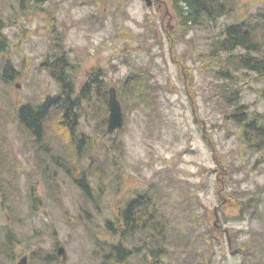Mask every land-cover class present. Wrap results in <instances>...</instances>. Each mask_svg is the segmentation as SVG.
I'll list each match as a JSON object with an SVG mask.
<instances>
[{"label":"rangeland","instance_id":"rangeland-1","mask_svg":"<svg viewBox=\"0 0 264 264\" xmlns=\"http://www.w3.org/2000/svg\"><path fill=\"white\" fill-rule=\"evenodd\" d=\"M158 1L155 11L159 3L146 8L142 0H34L25 10L19 0H0V230L12 233L14 252L0 255L5 264L22 256L43 264L46 255L54 264H264V141L250 151L227 116L238 103L264 128V77L221 69L211 58H221L213 46L220 31L264 14V0H227L229 15L197 28L179 25L169 0ZM54 50L66 53L77 88L92 71L101 69L112 85L137 67L155 89L154 108L125 112L111 135L100 130V108L81 112L79 128L92 146L79 164L96 163L88 169L91 200L65 170L75 165L57 114L46 122L43 148L16 118L18 106L57 93L42 66ZM226 70L229 79L217 74ZM226 82L238 91L236 103L221 95ZM148 190L163 232L129 233L124 243L137 254L116 255L121 263L104 258L117 244L107 221Z\"/></svg>","mask_w":264,"mask_h":264},{"label":"trees","instance_id":"trees-1","mask_svg":"<svg viewBox=\"0 0 264 264\" xmlns=\"http://www.w3.org/2000/svg\"><path fill=\"white\" fill-rule=\"evenodd\" d=\"M30 1V2H29ZM34 0H19V6L25 10L30 7V3ZM171 9L176 13L179 19V25H184L188 28H197L213 25L216 21L230 14L231 5L227 0H169ZM264 26V14L258 13L255 17L248 20L230 24L220 31L219 38L214 39L213 46L215 51L220 53V59L216 53L211 55L212 60L222 67L226 64L234 66L235 70H243L248 73L254 72L264 77V55L261 53V35L258 31ZM4 27V21L0 16V34ZM259 35V37H258ZM263 36V35H262ZM6 46L5 39L0 35V52ZM236 50H241L237 55ZM48 53L42 66L47 70L50 77L58 85V91L54 95L46 96L40 104L23 103L16 110V118L22 128L33 135L37 140L38 137L44 139L46 133V122L52 113H56L59 119V125L66 129L69 142L72 147L70 163L75 166L71 169L66 167V172L70 175L75 185L80 189L81 194L86 199H92L90 176L88 169L96 166L93 159L88 158L89 162L86 166H81L82 159L86 154L91 152L92 141L90 136L83 132L80 126V119L84 109L91 108V114L100 108L102 112V133H106L108 118V91L111 87L115 88L117 100L122 109V119L124 122L125 112H129L133 108L144 107L145 109H153L155 102V89L150 83V78L145 69L132 67L126 75L116 83L110 85L106 74L101 72V69L92 71L87 79L77 88L74 78L71 74V65L64 51ZM52 54V55H51ZM255 54H259L256 56ZM5 66V70L9 69L12 73V68L9 64ZM214 70V69H213ZM217 74L223 78L229 79L231 71L226 70L224 73ZM228 76H226V75ZM222 79V78H221ZM232 82V80H231ZM221 95L226 99L227 103L236 101L233 98L237 97L238 91L230 88V83H224ZM230 88L231 93L224 95L223 92ZM77 88V89H76ZM264 96V93L263 95ZM230 112L227 114L241 129V138L246 143L250 151H258L260 142L264 141V128L257 124L256 119L248 115L245 107L238 103L233 104ZM46 139V138H45ZM44 143V141H42ZM47 146V144H44ZM115 147V146H113ZM47 149V148H46ZM70 171H74L72 174ZM140 197H136L132 202H128L124 212L126 224H130L132 229L155 230L156 233L163 232L164 221L161 212L155 213L157 210L154 204V194L152 190L140 193ZM245 205L241 203V206ZM253 208L251 202L247 203V207ZM241 208V207H239ZM243 208V207H242ZM137 209L141 212V218L132 221L133 214H136ZM107 229L112 230V234H118L121 229L119 222L116 219L114 222L106 223ZM160 236V235H159ZM120 237H125L120 233ZM0 242V255L10 257L13 254V242ZM157 249V247H156ZM160 248L158 249V253ZM122 254V253H120ZM34 255V254H33ZM123 255V254H122ZM123 256H126L123 255ZM122 256L120 255V258ZM54 255L43 256L41 262L43 264H54ZM116 259V263L120 260ZM0 264H5L0 261Z\"/></svg>","mask_w":264,"mask_h":264},{"label":"flooded vegetation","instance_id":"flooded-vegetation-1","mask_svg":"<svg viewBox=\"0 0 264 264\" xmlns=\"http://www.w3.org/2000/svg\"><path fill=\"white\" fill-rule=\"evenodd\" d=\"M5 72H6V70H5ZM17 122H18V120H17ZM28 134L31 136V134L29 132H28ZM31 137H32L31 139L37 143L39 148L45 147L44 143L42 142L43 139L38 137L39 140H37L33 135ZM40 145H42V146H40ZM137 196L140 197L141 195L137 194L135 197L129 199L127 202H124V204L122 206L118 207V214H117V218L116 219L119 222V227H120L121 231L118 234L113 235L112 234V232H113L112 230H106V232H108L110 235L112 234L113 236H115V238L117 239V244H115V245L113 244V245H111L109 247L110 252L108 254L104 255V258L112 259V260L115 261V259H117L116 255H119L120 253H122L123 255H125V254L126 255L137 254V250H133L131 248L126 247V245L124 243V240H125V237L127 236V234L138 231L136 229H132L130 227V224H126L124 222L126 220L125 215H124V212H125V209H126V205L128 204V202H132L134 199H136ZM135 212H136V214H133L132 221H136V220H139V218H141L140 216L142 214H141L140 210L137 209V211H135ZM120 233H123L125 237L121 238L120 237ZM11 234L12 233L7 228L4 229V230H0V235L2 237V240L5 241V242L9 241L8 240L9 236H10V238L13 239ZM150 242H151V240H150ZM150 242H149V245H150ZM151 245H152V242H151ZM150 251H151V249H150ZM151 253L153 254L152 251L150 252V254ZM154 255H156V254L154 253ZM120 263H121V260H120ZM17 264H18V262H17Z\"/></svg>","mask_w":264,"mask_h":264},{"label":"water","instance_id":"water-1","mask_svg":"<svg viewBox=\"0 0 264 264\" xmlns=\"http://www.w3.org/2000/svg\"><path fill=\"white\" fill-rule=\"evenodd\" d=\"M146 7H152L154 1L157 0H142ZM159 9V6L156 7V10ZM166 14L168 12L166 11ZM171 20V16H169L168 23ZM167 23V24H168ZM168 28L170 29V26L168 25ZM108 122H107V128L106 132L107 134H112L115 130L122 127V111L119 101L116 97V91L113 87H111L108 91ZM57 255H64V248L59 247L57 251ZM18 264H27V256H23L19 259Z\"/></svg>","mask_w":264,"mask_h":264}]
</instances>
